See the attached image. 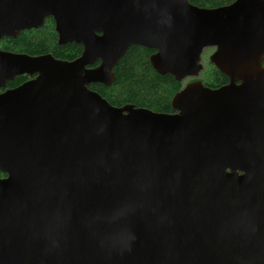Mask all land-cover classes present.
<instances>
[{
  "label": "water",
  "instance_id": "water-1",
  "mask_svg": "<svg viewBox=\"0 0 264 264\" xmlns=\"http://www.w3.org/2000/svg\"><path fill=\"white\" fill-rule=\"evenodd\" d=\"M47 17L82 52L0 50V89L35 76L0 93V264H264V0H0V40ZM134 45L192 80L173 113L88 88Z\"/></svg>",
  "mask_w": 264,
  "mask_h": 264
},
{
  "label": "trees",
  "instance_id": "trees-1",
  "mask_svg": "<svg viewBox=\"0 0 264 264\" xmlns=\"http://www.w3.org/2000/svg\"><path fill=\"white\" fill-rule=\"evenodd\" d=\"M188 1L200 8H215L230 4L234 0ZM0 47L7 51L28 55L51 53L65 60H72L81 53V48L76 45L57 46L56 35L47 23L36 30L23 31L15 39H4ZM152 54L153 51L145 47L130 46L114 68V82L108 87L91 84L89 89L100 94L115 107L133 105L136 108H145L159 113H173L172 99L183 84L170 75L156 73L149 62ZM199 79L204 86L210 88H217L228 81L210 64L202 70Z\"/></svg>",
  "mask_w": 264,
  "mask_h": 264
},
{
  "label": "flooded vegetation",
  "instance_id": "flooded-vegetation-1",
  "mask_svg": "<svg viewBox=\"0 0 264 264\" xmlns=\"http://www.w3.org/2000/svg\"><path fill=\"white\" fill-rule=\"evenodd\" d=\"M228 5V4H227ZM223 6H226V5H223ZM220 7V6H219ZM216 8V7H215ZM207 9H211V8H207ZM45 23H47L48 24V26H51V28L53 29V32L55 33V35H56V44H57V46H63V45H58V43H57V41H58V37H57V33L55 32V29H54V21H53V19L51 18V17H47V18H45L44 19V21H43V24L41 25V26H43ZM40 26V27H41ZM39 27V28H40ZM38 29V28H37ZM32 30H36V29H30V30H26V31H32ZM23 32V31H22ZM21 33V32H20ZM19 33V34H20ZM4 39H6V38H3V39H1L0 40V43H1V41H3ZM9 39H11V38H9ZM67 44H71V45H75V44H73V43H67ZM65 45V44H64ZM76 46H78V45H76ZM134 46H137V45H134ZM80 48H81V52H82V47L81 46H79ZM0 50L1 51H5V52H10V53H17V52H11V51H7V50H5V49H3V48H1L0 47ZM211 52L213 51L212 49H209ZM204 51H207V50H204ZM24 54V53H23ZM45 54H50L52 57H54L55 59H58V60H63V61H72V60H74V59H76V58H78L79 56H77L76 58H74V59H72V60H65V59H60V58H57V57H55V56H53V54H51V53H45ZM81 54V53H80ZM28 55V54H27ZM39 55H43V54H39ZM30 56H38V55H30ZM202 58V57H201ZM207 61H208V59H207ZM209 64V63H208ZM98 65V63H96V66ZM211 65V64H210ZM203 66V65H202ZM152 67V66H151ZM204 68H202V70H203ZM114 71V70H113ZM202 72V71H201ZM201 74V73H200ZM35 78V76H33V77H29L28 75H22V76H17V77H15L13 80H10V81H8L7 83H6V86L3 88V89H0V93H3V92H5L6 90H9V89H14V88H16V87H18V86H20V85H22L23 83H25V82H27V81H29V80H31V79H34ZM115 79V78H114ZM197 80H199V81H201L200 79H197ZM187 82H190V81H192V80H186ZM185 82V81H184ZM184 82L182 83L183 85H182V87L186 84H184ZM181 83V82H180ZM203 84V83H202ZM90 86V85H89ZM89 86H88V88H89ZM102 86V85H101ZM91 90V89H90ZM181 90V89H180ZM174 112V111H173ZM0 177H5V175L4 174H0Z\"/></svg>",
  "mask_w": 264,
  "mask_h": 264
},
{
  "label": "rangeland",
  "instance_id": "rangeland-1",
  "mask_svg": "<svg viewBox=\"0 0 264 264\" xmlns=\"http://www.w3.org/2000/svg\"><path fill=\"white\" fill-rule=\"evenodd\" d=\"M211 54V51L209 49H207V51H203L202 53V65H203V68L205 69L208 65V56ZM187 83V81L184 82V84Z\"/></svg>",
  "mask_w": 264,
  "mask_h": 264
}]
</instances>
